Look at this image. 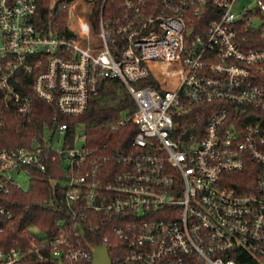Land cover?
I'll list each match as a JSON object with an SVG mask.
<instances>
[{
    "label": "built area",
    "instance_id": "2783aa9c",
    "mask_svg": "<svg viewBox=\"0 0 264 264\" xmlns=\"http://www.w3.org/2000/svg\"><path fill=\"white\" fill-rule=\"evenodd\" d=\"M76 1H60L67 29L55 33L35 23L39 0H0L1 99L25 120L37 101L77 117L118 80L135 111L112 130L137 131L113 157H96L84 134L68 144L67 124L31 148L0 149V236L14 230L2 197L30 191L50 164L64 175L50 179L62 192L52 234L28 228L0 264H93L95 246L112 264H264V125L234 114L264 111V49L239 40L264 2L239 16L236 0H211L222 13L199 33L210 0H117L110 16L104 0L95 18L93 0L81 14ZM239 175L254 179L239 185Z\"/></svg>",
    "mask_w": 264,
    "mask_h": 264
},
{
    "label": "trees",
    "instance_id": "16d2710c",
    "mask_svg": "<svg viewBox=\"0 0 264 264\" xmlns=\"http://www.w3.org/2000/svg\"><path fill=\"white\" fill-rule=\"evenodd\" d=\"M71 2L73 0H64ZM93 16L98 15L104 0H93ZM117 0H107L104 8L105 15L120 14L122 9ZM264 2V0H262ZM115 4V5H114ZM59 4L55 7V0H39L35 23L43 30L51 29L55 33H62L67 29V11L61 9ZM222 11L213 5L210 0L206 12L199 19L204 33L209 24L217 20ZM247 42H243L244 40ZM239 40L245 50L264 49V36L260 29L249 26L246 22L240 24ZM31 84V79L28 81ZM148 82V81H147ZM145 81V85L147 83ZM148 84V83H147ZM139 84V87H144ZM32 95L30 90L24 91ZM34 112L28 120L20 118L15 111L7 110L0 95V149L13 150L31 148L36 139L44 141L49 137L53 139L59 126L68 125L66 132L67 143L73 145L77 129L84 127L86 145L98 149L96 157L107 155L113 157L119 149H125L133 139L137 129L132 123L112 130L123 115H132L135 104L125 85L118 80H106L101 83L99 92L90 99L86 112L77 117L62 115L54 104L37 101L34 103ZM246 113L237 112L238 120L242 125L248 123H261L264 125V111L261 109H248ZM53 141V140H51ZM56 166V168H54ZM63 180L64 175L61 164H50L48 169L37 174L36 181L30 191L14 189L10 195L1 198V204L8 208L14 215V230L0 236V249H9L14 242L21 238L24 231L36 227L43 233L51 235L56 221L60 218L62 206L53 201L62 195L60 189H54L50 179ZM251 176L239 175L237 184L245 186L253 181ZM58 209H60L58 211ZM98 231V230H97ZM109 231L100 234L94 242L100 244L105 236H110ZM2 242L4 244H2ZM110 245V244H109ZM111 248V247H110Z\"/></svg>",
    "mask_w": 264,
    "mask_h": 264
},
{
    "label": "rangeland",
    "instance_id": "374dc122",
    "mask_svg": "<svg viewBox=\"0 0 264 264\" xmlns=\"http://www.w3.org/2000/svg\"><path fill=\"white\" fill-rule=\"evenodd\" d=\"M83 4L84 3L82 0L76 1V7L79 14H81L80 11L86 9V7L83 6ZM253 7H254V0H236L232 12L235 15L241 16L242 14L246 13L247 10L251 11ZM248 17H250V19L252 20L251 27L262 30L264 36V13L254 14L250 12L248 13ZM76 134L78 137L77 143L79 146H82L84 144V140L80 139V137L83 136L84 134V127L80 126L77 129ZM16 179L26 190H28L31 187L30 177L27 176L26 174H21L17 176Z\"/></svg>",
    "mask_w": 264,
    "mask_h": 264
},
{
    "label": "water",
    "instance_id": "95a60500",
    "mask_svg": "<svg viewBox=\"0 0 264 264\" xmlns=\"http://www.w3.org/2000/svg\"><path fill=\"white\" fill-rule=\"evenodd\" d=\"M61 0H57L55 7ZM93 264H112L111 258L106 246H95L94 248V262Z\"/></svg>",
    "mask_w": 264,
    "mask_h": 264
},
{
    "label": "bare ground",
    "instance_id": "6f19581e",
    "mask_svg": "<svg viewBox=\"0 0 264 264\" xmlns=\"http://www.w3.org/2000/svg\"><path fill=\"white\" fill-rule=\"evenodd\" d=\"M154 68L156 69V70H158V66L156 65V66H154Z\"/></svg>",
    "mask_w": 264,
    "mask_h": 264
}]
</instances>
